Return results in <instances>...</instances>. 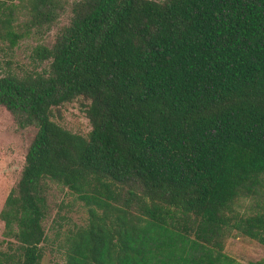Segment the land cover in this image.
Here are the masks:
<instances>
[{"label":"trees","instance_id":"1","mask_svg":"<svg viewBox=\"0 0 264 264\" xmlns=\"http://www.w3.org/2000/svg\"><path fill=\"white\" fill-rule=\"evenodd\" d=\"M14 1L10 49L32 25L58 30L35 48L42 69L0 68V107L33 130L0 264H45L65 190L87 216L58 232L62 264H243L234 232L264 245V0H72L60 26L63 0H29L24 32ZM79 99L87 135L53 119Z\"/></svg>","mask_w":264,"mask_h":264},{"label":"rangeland","instance_id":"2","mask_svg":"<svg viewBox=\"0 0 264 264\" xmlns=\"http://www.w3.org/2000/svg\"><path fill=\"white\" fill-rule=\"evenodd\" d=\"M63 1L66 5V12L62 16L59 26L67 22L70 13L69 2L72 0ZM14 2L18 4L16 23L18 29L24 32L27 30L26 25H32L30 22L31 6L29 0H15ZM32 26L30 34L26 35L13 49L0 41V68L2 71L23 74L42 69L46 65L36 57L35 48L40 43L51 45L55 40L58 27L55 25L50 31H37V27ZM86 110L87 105L82 99L75 100L54 110L53 119L73 132L87 135L91 131L92 125ZM32 133V129H19L13 115L5 107H0V212L7 196L20 177ZM56 201L63 202L61 216L66 218L61 220L56 215L58 223H51L54 228H50L48 233L49 240L46 246L48 257L45 264L63 263L60 237H57L58 232H61V236L62 231L74 224H80L87 216V209L81 205L76 196L67 190L58 191ZM257 207L255 200L246 199L243 202L242 210L251 213L256 211ZM59 223L61 224L59 225ZM3 231L4 222L0 219V240L3 239ZM225 251L243 264H264V245L245 235L234 232L226 241Z\"/></svg>","mask_w":264,"mask_h":264}]
</instances>
